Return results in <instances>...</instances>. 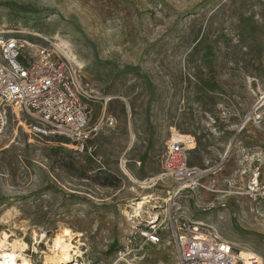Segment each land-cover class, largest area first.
<instances>
[{"label":"rangeland","instance_id":"rangeland-1","mask_svg":"<svg viewBox=\"0 0 264 264\" xmlns=\"http://www.w3.org/2000/svg\"><path fill=\"white\" fill-rule=\"evenodd\" d=\"M0 33L76 65L88 95L82 145L40 135L20 113L0 141V218L12 215L0 233L23 238L33 262L67 227L88 264H178L172 225L203 222L199 233L264 264V205L241 196L264 159V0H0ZM175 132L195 138L187 165L208 170L202 183L217 192H177L186 183L162 175ZM147 196L162 199L156 218L131 223L124 211ZM152 229L159 245L144 244Z\"/></svg>","mask_w":264,"mask_h":264},{"label":"built area","instance_id":"built-area-1","mask_svg":"<svg viewBox=\"0 0 264 264\" xmlns=\"http://www.w3.org/2000/svg\"><path fill=\"white\" fill-rule=\"evenodd\" d=\"M87 97L81 70L76 65L55 58L46 47L0 33V141L9 116L16 114V110L34 121L33 129L40 135L82 145L87 138ZM113 123L112 118H101L99 126L109 128ZM194 143L191 135L170 134L162 159V175L185 182L186 189L192 191L217 192L202 183L208 170L187 165V153ZM252 162L241 196L254 204L264 205V159L259 157ZM142 237L144 244L151 246L161 242L158 229L145 230ZM171 238L178 264H262L255 254L241 257L232 243L213 232L201 234L194 227L186 229L172 225ZM134 245V239L128 237L120 254L128 255ZM64 264L88 263L80 254Z\"/></svg>","mask_w":264,"mask_h":264},{"label":"bare ground","instance_id":"bare-ground-1","mask_svg":"<svg viewBox=\"0 0 264 264\" xmlns=\"http://www.w3.org/2000/svg\"><path fill=\"white\" fill-rule=\"evenodd\" d=\"M58 47H61L64 51L68 49L67 43L66 44L61 43V45L59 44ZM68 52L70 51L68 50ZM262 106H264V93L256 103L254 110H259ZM15 112L17 113L16 110ZM124 172L126 173V171ZM130 179L133 181L134 184H138L140 190L150 189L153 186V182H154L153 179L143 183L138 182L137 180H134L131 177ZM187 187H188L187 185L179 186V188H177L178 191L177 190L176 191L177 192L182 191ZM139 200L140 201H138L137 203L132 204L130 208L131 209L130 212L124 211V215L128 218V220L133 224L135 223L143 224L148 220L155 219L156 215L154 209H157L158 207L157 204H159L158 201H161L162 199L159 197L147 196ZM167 201L170 200L167 199L164 202ZM145 206L146 207L148 206L150 210L147 212L144 211ZM11 216H12L11 213L9 211H6L4 215L0 218V222L8 224L9 220L11 219ZM204 227L211 228L208 227V225H206L203 222H198L197 225L194 226L195 231H198V233H199V229ZM73 234H74L73 231L67 227L58 230L56 234L53 236L52 241L47 245V250L43 251L42 253L43 260L41 264H64L71 261L74 255H80L81 254L80 251H77V247H75L72 243V239H74L72 238ZM75 235L81 236V233L76 232ZM42 236L41 239H43ZM34 237H35L34 239L35 243L32 246V250L35 253H40L39 244L37 245L38 240L36 239L35 234ZM217 237L220 238L219 235ZM29 250H30V246L23 238L16 236L12 232L11 234H8L6 232L0 233V264H36L29 258V255L27 254ZM247 256H248V252L246 251L242 252L241 257L246 258Z\"/></svg>","mask_w":264,"mask_h":264},{"label":"crops","instance_id":"crops-1","mask_svg":"<svg viewBox=\"0 0 264 264\" xmlns=\"http://www.w3.org/2000/svg\"><path fill=\"white\" fill-rule=\"evenodd\" d=\"M222 239V238H221ZM223 240H225V241H227V242H230V241H228V240H226V239H223Z\"/></svg>","mask_w":264,"mask_h":264}]
</instances>
